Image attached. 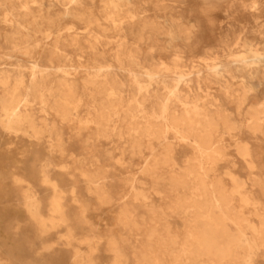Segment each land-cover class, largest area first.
I'll return each mask as SVG.
<instances>
[{"label":"bare ground","instance_id":"6f19581e","mask_svg":"<svg viewBox=\"0 0 264 264\" xmlns=\"http://www.w3.org/2000/svg\"><path fill=\"white\" fill-rule=\"evenodd\" d=\"M151 3L0 0V143H21L37 162L35 183L14 174L15 184L26 188L20 201L41 234L63 229L75 264H96L92 256L104 239L79 234L93 229L77 177L100 203L120 207L116 222L128 234L106 237L110 264H130L138 203L152 214L145 235L155 244L137 251L134 264H256L264 251V202L230 170L226 181L217 165L233 147L250 170L257 168L251 143H264V0H199L198 6L247 16L243 26L231 20L212 26L222 51L205 57L191 50L203 41L201 26L188 25L193 18L201 23L204 9L157 0L152 5L163 21L156 22L145 13ZM78 21L85 31L73 30ZM69 134L94 152L71 162ZM28 142L46 144L47 154ZM179 147L190 149L182 164ZM133 158L138 163L127 171L128 191L119 200L106 188L109 175L100 163L116 160L129 168L126 160ZM88 159L92 170L83 168ZM55 172L72 175L69 190ZM147 182L170 188L164 208L151 207L150 194L138 188ZM254 184L264 195L262 179ZM42 188L52 191L46 214ZM68 195L77 212L70 211ZM164 209L184 217L182 237L172 232ZM0 264L11 263L0 258Z\"/></svg>","mask_w":264,"mask_h":264},{"label":"rangeland","instance_id":"374dc122","mask_svg":"<svg viewBox=\"0 0 264 264\" xmlns=\"http://www.w3.org/2000/svg\"><path fill=\"white\" fill-rule=\"evenodd\" d=\"M48 4L52 0H41ZM98 1V0H96ZM143 2L144 0H137ZM151 5H148L145 10L146 14L150 16L151 20L160 22L163 21L162 12L158 8L154 7V4L157 0H151ZM202 1V0H200ZM251 2L253 0H246ZM187 2L193 6L194 12H197L199 9H204V14L201 17V23L193 18L188 24L189 26H201L200 31L197 32V35L203 37V41L200 45L198 43L191 48L194 51V54H199L201 57L210 55L211 53L217 51L221 52L223 46L221 41L215 38L213 27L218 26L219 21L231 20L235 26L245 25V18L236 13L230 12L229 15L222 13L219 8H210L207 9L204 6H198L199 0H187ZM99 3V2H98ZM37 6V4H35ZM45 8H48L46 5ZM51 8V7H50ZM55 8V7H52ZM187 8V7H186ZM178 8L177 10H179ZM95 11H99L98 8H94ZM173 10L176 16L180 15V12ZM101 15L102 14H97ZM103 20V18H102ZM188 23V20H185ZM63 24V23H62ZM60 23V25H62ZM248 24V26H251ZM64 26V25H63ZM85 24L83 22H76L73 25V30L83 32L85 31ZM110 34V33H109ZM232 42V40H230ZM195 47V48H194ZM144 50H148L146 46L143 47ZM185 50L189 49L188 47L184 48ZM241 49V48H235ZM196 60H201V58H196ZM210 60V59H209ZM68 132L72 131L70 127H65ZM67 140L74 139L75 143L72 144V154L73 157H70V160L80 159L86 155H90L94 152L92 148L83 150L82 143L77 139L75 135H67ZM25 142V141H23ZM27 143V142H26ZM32 144V147L37 148L38 146L43 149L44 154L46 153V144L37 145V143L28 142V145ZM252 147L256 155V164L257 168L250 170L247 165L244 163L240 157L233 151V147H229L228 158L219 161L217 165V170L219 174L224 177L225 171H232L236 176H238L242 181L246 182V185L251 189L257 196L262 198L264 202V195H261L260 188H258L254 182L255 179L260 178L264 184V143L261 142H252ZM22 144H14L8 147L5 144L0 143V258L11 264H75L73 258L74 249L72 246H66L62 240L63 229L53 230L46 234H41L35 225L30 221L29 214L26 211L25 207L20 201L21 193L26 188L24 186H17L14 182L15 173H25L29 181L33 183L36 182V166L35 162L31 158V154H24L21 151ZM177 155V162L182 164L186 158V155H189V147H179ZM54 160L57 163L63 161L61 155L53 153ZM74 158V159H73ZM94 160L88 159L83 165L84 169L92 170L96 165L93 164ZM126 163L129 168L126 166H121L116 163V160H102L100 169L106 172L109 177L107 179L106 188L112 191V194L119 200L128 191L126 185V176L129 171H132L137 166V158L127 159ZM128 171V172H127ZM54 176L59 178L61 185L66 189H70L72 186L73 177L70 174H60L58 172L54 173ZM227 181V177H224ZM77 186L76 193L80 199L87 205L86 216L89 221L90 226H92V231L89 230V227H84L82 230H78L79 234H84L87 232H92L97 235L104 236L102 245L99 250H97L92 258L96 264H110L112 260L111 252L106 247V237L110 235H118L119 233L126 235L127 230L122 229L117 224V217L119 214L120 207L117 203L114 204H104L100 203L97 197L93 192L86 188L84 181L77 177ZM140 190L145 191L150 194L151 197V207H155L156 210L162 209L165 206L166 197L170 195V188L167 185L156 188L150 182L141 183L138 185ZM52 191L50 188H42V200L44 204L43 213L46 214V202L51 195ZM69 198V209L71 212H77L78 206L71 201V196ZM136 206V218L138 220L139 230H133L132 237L130 240V245L127 248L128 259L130 264H134L135 253L140 249H145L150 245L153 247L155 244L154 239H148L146 237V232L150 229L151 222V213L148 212V208L144 205L138 203ZM150 207V208H151ZM166 210L165 220L173 233H176L179 237H182L185 232V221L184 217L179 214H173L171 211ZM253 218V217H251ZM254 221H257L256 218H253ZM88 224V225H89ZM54 242L53 247L46 248V245ZM256 264H264V251L258 255L255 259Z\"/></svg>","mask_w":264,"mask_h":264}]
</instances>
